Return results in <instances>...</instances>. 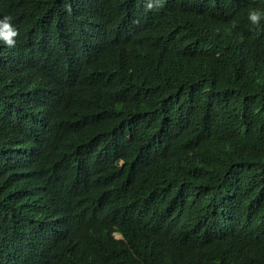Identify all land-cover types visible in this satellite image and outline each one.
I'll use <instances>...</instances> for the list:
<instances>
[{
	"label": "trees",
	"instance_id": "16d2710c",
	"mask_svg": "<svg viewBox=\"0 0 264 264\" xmlns=\"http://www.w3.org/2000/svg\"><path fill=\"white\" fill-rule=\"evenodd\" d=\"M145 3L0 0V264H264V0Z\"/></svg>",
	"mask_w": 264,
	"mask_h": 264
},
{
	"label": "clouds",
	"instance_id": "9594fccd",
	"mask_svg": "<svg viewBox=\"0 0 264 264\" xmlns=\"http://www.w3.org/2000/svg\"><path fill=\"white\" fill-rule=\"evenodd\" d=\"M261 1V0H260ZM164 0H146L145 8L146 10L157 11L163 7ZM68 11H71L70 7ZM247 20L252 27H260L264 25V8L261 7H251L248 9ZM216 24L211 28L210 35L212 41L218 37V29L215 27ZM235 27V25H233ZM18 36V29L12 23V19L9 16L0 17V44L6 45L8 48H14L17 44L16 37ZM225 38L229 39L230 44H235L236 33L233 30L225 29ZM237 60V55H234ZM232 56V57H234ZM234 59V58H232ZM259 67L264 70V63L260 64ZM240 70V69H239ZM238 70V71H239ZM239 74H244L240 73ZM209 155L208 163L211 165L213 162L222 160V153L224 150V145L221 138H217L209 144ZM174 160V157H172ZM199 161L196 159L195 153L193 151H179V160L175 162V169L183 176L190 175L189 172L198 165ZM120 237H122L121 234Z\"/></svg>",
	"mask_w": 264,
	"mask_h": 264
},
{
	"label": "rangeland",
	"instance_id": "374dc122",
	"mask_svg": "<svg viewBox=\"0 0 264 264\" xmlns=\"http://www.w3.org/2000/svg\"><path fill=\"white\" fill-rule=\"evenodd\" d=\"M118 237H120V235H117Z\"/></svg>",
	"mask_w": 264,
	"mask_h": 264
}]
</instances>
